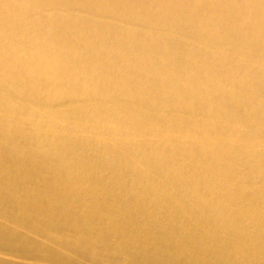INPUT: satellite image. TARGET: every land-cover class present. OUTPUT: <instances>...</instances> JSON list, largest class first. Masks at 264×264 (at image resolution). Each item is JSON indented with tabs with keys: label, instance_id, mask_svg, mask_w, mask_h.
<instances>
[{
	"label": "bare ground",
	"instance_id": "6f19581e",
	"mask_svg": "<svg viewBox=\"0 0 264 264\" xmlns=\"http://www.w3.org/2000/svg\"><path fill=\"white\" fill-rule=\"evenodd\" d=\"M0 264H264V0H0Z\"/></svg>",
	"mask_w": 264,
	"mask_h": 264
}]
</instances>
